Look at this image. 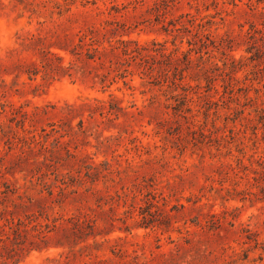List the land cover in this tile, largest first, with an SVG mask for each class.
<instances>
[{"label":"rangeland","instance_id":"obj_1","mask_svg":"<svg viewBox=\"0 0 264 264\" xmlns=\"http://www.w3.org/2000/svg\"><path fill=\"white\" fill-rule=\"evenodd\" d=\"M0 264H264V0H0Z\"/></svg>","mask_w":264,"mask_h":264},{"label":"trees","instance_id":"obj_2","mask_svg":"<svg viewBox=\"0 0 264 264\" xmlns=\"http://www.w3.org/2000/svg\"><path fill=\"white\" fill-rule=\"evenodd\" d=\"M93 226V225H92ZM114 253H117L115 250H113Z\"/></svg>","mask_w":264,"mask_h":264}]
</instances>
